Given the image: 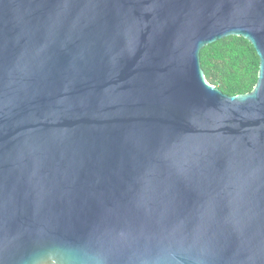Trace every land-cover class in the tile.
I'll return each mask as SVG.
<instances>
[{
    "label": "water",
    "instance_id": "obj_1",
    "mask_svg": "<svg viewBox=\"0 0 264 264\" xmlns=\"http://www.w3.org/2000/svg\"><path fill=\"white\" fill-rule=\"evenodd\" d=\"M0 264H264V0H0Z\"/></svg>",
    "mask_w": 264,
    "mask_h": 264
},
{
    "label": "trees",
    "instance_id": "obj_2",
    "mask_svg": "<svg viewBox=\"0 0 264 264\" xmlns=\"http://www.w3.org/2000/svg\"><path fill=\"white\" fill-rule=\"evenodd\" d=\"M201 62L209 83L226 95L249 94L257 87L260 57L244 36H227L206 46Z\"/></svg>",
    "mask_w": 264,
    "mask_h": 264
}]
</instances>
